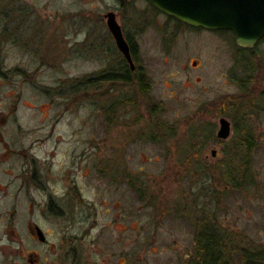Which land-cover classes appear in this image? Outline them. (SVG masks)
Masks as SVG:
<instances>
[{
	"label": "rangeland",
	"instance_id": "1",
	"mask_svg": "<svg viewBox=\"0 0 264 264\" xmlns=\"http://www.w3.org/2000/svg\"><path fill=\"white\" fill-rule=\"evenodd\" d=\"M155 9L147 0H0V25L13 21L19 35L15 46L0 45V141L17 153L0 170L3 212L16 202L18 234L30 215L43 225L36 202L75 183L99 224L128 208L130 264H190L194 225L204 221L231 237L241 229L242 246L264 250V108L255 107L264 39L239 50L235 34L178 24ZM110 10L139 43L147 92L135 78L76 87L120 62L104 17ZM253 66L249 98L240 81ZM227 102L232 134L218 143ZM243 126L255 147L240 159ZM245 160L251 177L230 178ZM31 165L39 184L27 182ZM10 167L13 174L4 173Z\"/></svg>",
	"mask_w": 264,
	"mask_h": 264
},
{
	"label": "flooded vegetation",
	"instance_id": "2",
	"mask_svg": "<svg viewBox=\"0 0 264 264\" xmlns=\"http://www.w3.org/2000/svg\"><path fill=\"white\" fill-rule=\"evenodd\" d=\"M118 1L125 5L133 0ZM114 12L118 18L119 12ZM175 20L177 21V19ZM13 24L12 21L11 24L0 25V45L8 43V41L12 46L17 44L19 35H17V26ZM125 38L130 45L134 65L132 66L119 51L122 55L119 64L106 68L102 72V74H106L108 82H113V76L117 77L118 82H123L126 77L140 81L146 76L145 65L141 62L140 50L137 47L139 43L136 40L132 41L128 35H125ZM263 39L264 37L259 42ZM238 48L246 51L253 50L255 47L251 49L238 46ZM194 62L197 63L196 68L201 65L198 60ZM0 73L5 74L1 69V61ZM221 117L226 116L222 115ZM214 140L220 143L225 139L219 138L216 133ZM205 143L204 140L201 142V144ZM198 149H202L201 145H198ZM217 151L218 148L214 145L211 149V155L216 157ZM199 154V151H194V158L200 157ZM16 155V149L11 143L0 141V170H2V163L8 162ZM13 171L14 169L10 167V169H5L4 173L12 175ZM29 172L32 175L27 176V182L32 185L33 183L39 184L36 170L32 165ZM29 172L27 170L26 173ZM15 173L14 178L16 179ZM74 185L71 189L66 186L65 192H44L43 200L36 202V204L42 210L41 215L44 217L45 224L41 225L30 215L29 220L25 222V232L20 234H18L17 229L16 202H13V209L6 208L3 212L0 195V264H130L128 208L125 207L121 213L108 212L112 216L111 221L99 224L97 212L90 206L89 202L83 200L81 191L77 189L75 183ZM12 196L17 199V192H13ZM243 208L244 204L240 203L239 211H242ZM262 209L264 210V206ZM29 210L30 214L34 213L33 208H29ZM119 218L120 222H116ZM204 222L194 225L195 251L192 250L191 255L186 257V262L190 264L196 263L197 259H193V257L197 258L198 236L203 227L211 225L221 239L225 238V229L214 222ZM233 240L239 262L244 261L245 263L244 254L251 252L259 253L258 261L260 264H264V250H256L250 247L246 249V246H242L243 243L246 244V240L241 229L235 230ZM192 260L193 263H191Z\"/></svg>",
	"mask_w": 264,
	"mask_h": 264
},
{
	"label": "water",
	"instance_id": "3",
	"mask_svg": "<svg viewBox=\"0 0 264 264\" xmlns=\"http://www.w3.org/2000/svg\"><path fill=\"white\" fill-rule=\"evenodd\" d=\"M127 1V0H123ZM157 10L196 28L231 30L236 43L243 48H254L264 37V0H147ZM117 48L134 65L130 45L114 11L104 14ZM197 63L194 62V65ZM232 134L231 122L219 119L217 136L228 139ZM213 152H215L213 150Z\"/></svg>",
	"mask_w": 264,
	"mask_h": 264
},
{
	"label": "trees",
	"instance_id": "4",
	"mask_svg": "<svg viewBox=\"0 0 264 264\" xmlns=\"http://www.w3.org/2000/svg\"><path fill=\"white\" fill-rule=\"evenodd\" d=\"M170 18H173V17H170ZM177 22L178 24H182V22L178 20ZM221 31L232 33V31H229V30H221ZM249 59L250 57L249 58L246 57L243 61L251 66L252 62H250ZM249 69H250L249 70L250 72L249 74L246 75V79L244 81H240V87L243 89L245 95L250 98V97H254L252 91H250L248 87L250 83L255 79V76L253 73L255 68L253 66L252 68L249 67ZM263 70H264V67H263ZM146 77L147 76H145L143 80H140V81L137 80L139 84L141 85L142 91L144 92L145 91L147 92L149 88L148 83H147L148 79ZM116 78H117L116 76L112 77L113 83L118 82ZM131 79L132 77H126L123 82L129 83ZM107 81L108 79H107L106 74L99 73L96 75H89L88 77L79 79L76 87L94 86V85H98V84H101L102 82L104 83ZM230 107L233 108V106L229 102H227V108H226V105L223 104V107L220 109L221 115H225L226 113H228L230 110ZM255 107H257L258 110H262L264 108V90H262L259 96V106H258V103H256ZM239 138H240V144H239L240 152L239 153L237 152V154L235 153V155L241 159L242 152L243 154L249 153L250 151L254 149L255 147L254 133L252 129L243 126V127H240ZM196 145L197 144H195L194 146ZM248 162H249L248 160L244 161V164L246 165L244 167V171H241V172L233 171L229 177L230 178L237 177L238 174H240L242 175L243 179L250 178L251 176L248 174L247 169H246ZM234 184L236 183L234 182ZM233 242H234L233 237H231L228 234L225 235L224 239H221L219 237V234L214 230V228H212L211 225L203 227L198 236L197 258H196L197 260L195 264H235L233 258L236 255V247L234 246ZM257 256L259 257V253L255 254V253L248 252L244 254L245 263L246 264H260Z\"/></svg>",
	"mask_w": 264,
	"mask_h": 264
}]
</instances>
